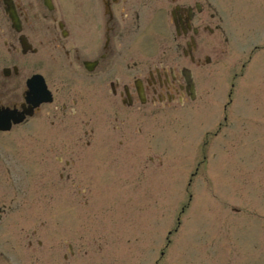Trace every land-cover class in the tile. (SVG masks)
I'll list each match as a JSON object with an SVG mask.
<instances>
[{
	"label": "rangeland",
	"instance_id": "rangeland-1",
	"mask_svg": "<svg viewBox=\"0 0 264 264\" xmlns=\"http://www.w3.org/2000/svg\"><path fill=\"white\" fill-rule=\"evenodd\" d=\"M219 3L238 22L224 25L230 42L218 73L197 75L196 103L154 113L144 106L131 126L141 133L121 144L111 126L87 151L85 139L75 153L43 139L53 176L73 157L89 170L81 183L56 187L55 178H40L42 139L8 140L1 151L10 166L0 175L11 170L17 180H0V202L12 206L0 226V264H44L46 255L54 264H264V0ZM0 22H9L3 13ZM96 151L112 157L103 162ZM96 168L100 175H93ZM114 168L151 172L155 180L134 186L136 177L124 182V170L112 186L103 174ZM68 234L77 242L73 257ZM6 239L12 263L4 260Z\"/></svg>",
	"mask_w": 264,
	"mask_h": 264
},
{
	"label": "flooded vegetation",
	"instance_id": "flooded-vegetation-1",
	"mask_svg": "<svg viewBox=\"0 0 264 264\" xmlns=\"http://www.w3.org/2000/svg\"><path fill=\"white\" fill-rule=\"evenodd\" d=\"M9 8L20 22H0V126L10 125L0 129V151L10 139L46 137L70 153L85 139L89 150L110 124L121 144L140 133L130 130L144 106L154 113L198 98L196 76L221 68L228 43L223 22H236L221 14L218 0H0V13ZM183 71L194 76L192 90ZM35 74L43 77L49 101H41L39 79L29 88ZM44 143L38 146L42 180ZM9 159L1 151L0 171ZM64 165L58 185L76 186L89 176L73 157ZM9 171L0 180L14 186ZM9 214L0 202V222ZM50 255L59 259L55 249ZM47 259L44 264L55 263Z\"/></svg>",
	"mask_w": 264,
	"mask_h": 264
},
{
	"label": "water",
	"instance_id": "water-1",
	"mask_svg": "<svg viewBox=\"0 0 264 264\" xmlns=\"http://www.w3.org/2000/svg\"><path fill=\"white\" fill-rule=\"evenodd\" d=\"M9 15H10L11 19L13 20V22H18V21H17V17H16V15L14 14L13 11L9 10ZM186 78H187L188 82L190 83V80H189V78H188L187 75H186Z\"/></svg>",
	"mask_w": 264,
	"mask_h": 264
},
{
	"label": "snow or ice",
	"instance_id": "snow-or-ice-1",
	"mask_svg": "<svg viewBox=\"0 0 264 264\" xmlns=\"http://www.w3.org/2000/svg\"><path fill=\"white\" fill-rule=\"evenodd\" d=\"M9 127H10V125H9Z\"/></svg>",
	"mask_w": 264,
	"mask_h": 264
}]
</instances>
